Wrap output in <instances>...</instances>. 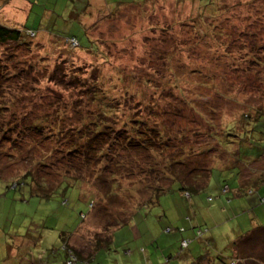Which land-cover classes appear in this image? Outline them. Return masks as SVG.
Returning a JSON list of instances; mask_svg holds the SVG:
<instances>
[{"label": "rangeland", "instance_id": "1", "mask_svg": "<svg viewBox=\"0 0 264 264\" xmlns=\"http://www.w3.org/2000/svg\"><path fill=\"white\" fill-rule=\"evenodd\" d=\"M113 1L117 0H108L110 8H105L102 3V8L93 10L95 15L86 22V25L92 21L95 23V26H91L89 37L97 51L82 52L80 47L67 46L63 40L65 38L54 34L42 40H31L28 44L15 41L0 43V68L12 77L7 80L0 76V80H4L0 87V94H3L0 97V175L5 181L18 178L27 170L34 171L38 181L43 177L45 188H54L55 182L60 181L65 163L55 162L53 165L52 162L66 154L64 146L68 142L67 138L73 134L75 128L72 127L82 125L85 112L98 109L91 103L89 90L86 87L83 90L80 85L81 82H85V85L91 82L90 70L93 69L99 75L105 103L114 102L113 112L106 117L108 124L120 132L124 130L123 124L132 126L131 119L143 111L139 101H157L156 108L150 111L153 120L159 128L165 129L166 135L177 134L179 128L186 127L189 131L187 137L192 140L190 146L196 141H210L208 133L220 132L221 125L235 120L250 107L257 109L264 106V83L261 81L264 68H257V50L251 52L253 54L246 53L249 47L256 48L263 42L260 36L257 40V18L260 21L264 18V0H213L216 10L210 16L218 19L217 25L222 19H229L225 21L229 28L223 29L227 34L232 31L229 39L219 37L220 28L209 26L213 22L209 21V15L198 14L195 0H149L144 6H114ZM201 1L204 3L209 0ZM73 19H58L48 26L49 31L62 36L74 34L79 36L80 43L87 44L82 40L81 24ZM204 27L210 35L202 31ZM76 69L87 71L79 74ZM51 75L60 77L50 80ZM175 84V88L180 90L174 88ZM125 93L130 95L126 96ZM116 100L121 102L118 107L116 105L119 102ZM206 106H212L213 110L210 111ZM60 109L63 117L57 127L59 130L69 127L61 136L56 130H51L48 139L37 144L38 148L31 145L30 142L34 143L31 139L19 138L23 130L17 129L15 133V130H8L4 126L5 121H10V125L15 118L19 119L20 124L26 125L30 116H42L46 112L52 113L49 115L51 118ZM23 115L25 119H21ZM205 118L211 120L215 127L205 125ZM53 132L55 136H51ZM37 139L40 141L41 136ZM103 150L106 151V148ZM212 150L213 155L200 154L201 166L209 165L215 156L218 158L212 164L219 166L220 161L224 162L229 157L221 149L213 147ZM170 154L176 156L177 152L173 149ZM188 154L190 157L193 155ZM100 158L99 164L93 166L91 163L90 168L84 169L87 175L83 186L85 195L89 197L93 193L94 197L91 207L80 198L81 191L76 187L68 190L60 187L46 196L32 192L25 183L15 189L6 188V182L0 178V253H4L6 246L20 244L36 251L51 249L53 252L49 253L47 264H63L61 232L81 224L76 231L75 246L86 250L93 246L95 238L101 236L107 227V231H110L111 225H116L124 217L127 220L137 205L149 196L151 186L156 182V174L131 172L136 166L140 169L150 166L146 164L153 163L156 157L151 158L144 150L134 154L130 149L125 152L121 150L120 154L114 156L120 164L116 174L120 191L108 207L98 199L100 195L105 198L104 192L97 187L100 184L91 185L98 170L105 166L102 163L107 160L105 157ZM249 160L239 163L244 178L251 176L259 167L257 159ZM45 161L49 164L44 165ZM40 162L41 165H38ZM212 173L207 187L201 192L191 196L178 191L161 194L157 203L140 208L134 214V221L140 226H148L149 232L155 235L163 233L164 238L172 236V242L177 247L180 242L174 239L175 229L168 232L166 226L181 227L180 224H185V231H191L184 217L186 214L190 218L197 216L201 225H196L194 229L200 232V228L206 234L210 226L205 212L208 216L212 214L217 189L222 182L225 180L233 186L236 176L235 173L215 167ZM143 181L149 182V189L142 190ZM208 195L213 197L212 202L206 200ZM62 197H65L64 203ZM119 200L123 201L120 203ZM81 214H86V217L81 219ZM128 230L129 226L113 230L115 242L112 247L117 250L115 254L120 259L116 264H127L124 261L126 255L123 254V243L131 239ZM144 247L147 248L142 244ZM222 249L227 255V249ZM104 254L99 253L98 260L93 264H107L106 260H102Z\"/></svg>", "mask_w": 264, "mask_h": 264}, {"label": "trees", "instance_id": "2", "mask_svg": "<svg viewBox=\"0 0 264 264\" xmlns=\"http://www.w3.org/2000/svg\"><path fill=\"white\" fill-rule=\"evenodd\" d=\"M118 3L117 5H139V6H144L147 5L149 0H117ZM195 8L198 11V14L204 15H211L212 11L216 10L215 4L213 0H209L208 2L202 3L201 0H195ZM215 1V0H214ZM218 14V13H217ZM216 14V15H217ZM200 15V16H201ZM215 15V16H216ZM220 15V14H219ZM211 18L209 21H213L209 26L211 28H214V26L220 28L219 31V37H226L229 39L232 31H229L227 34L224 32V28H229L228 24H226V20H221L222 22L217 25V18L214 16H210ZM261 17V16H260ZM221 18V17H219ZM259 22L257 23V40H259V36L261 37L260 39L263 40V42L258 45L256 48L254 47H249L248 51L246 52L247 54L254 52L257 50V68L261 69L264 68V51L259 50V49H264V18L262 21H260L259 18H257ZM262 22V23H261ZM261 23V25H259ZM95 26V23L92 22L91 24L87 25L86 31L82 30L81 34L83 35L80 37L83 41L87 42L80 43V39L74 35L70 34L67 36H74L77 38V41L79 43L78 47L81 48V50L84 51H97V47L89 37V32L91 30V26ZM213 30V29H212ZM206 35L208 34L206 27L202 30ZM29 33H33L32 35H29ZM59 37L65 38L63 39L65 41V44L68 46V43L66 41L67 36H62L59 34H55ZM35 32L31 30H23L20 28H15V27H9L7 25H4L0 23V43H8L10 41H15L19 42L21 44H28L31 42V40H38L34 38ZM85 39V40H84ZM28 42V43H27ZM258 42V41H257ZM74 49V48H73ZM76 49V48H75ZM261 53V54H260ZM253 54V53H251ZM1 64V62H0ZM92 69V68H91ZM78 70L79 74L84 73L87 71V69H84V71ZM83 70V69H82ZM74 72V71H73ZM96 71L90 70V75L91 77V82L85 85V82H81V87L83 86V90L85 87L89 90L90 92V98H91V103H94L96 105V108L98 109H92L93 111L89 110L90 112H85V115L83 116L84 122H82V125H77L72 128H75L72 130L73 134L69 135L67 138V144L64 146V149L66 151V154L62 155V157L59 160H54V163L56 162L57 164H62L65 163L64 167L61 169L62 172L60 173V181L55 182L56 184L54 185V188H46L43 186L45 185L44 182L42 181V178L38 181L36 179V175L33 174L34 171H25L24 173L21 174V176H18V178H13L12 180L7 179L5 181V178L0 175V178L6 182L5 186L6 188H18L22 184H27L30 187V190L32 189V192L35 193H40L46 196H49V193H52L55 189L57 190L58 188L62 187L64 190L71 189L73 187H76L78 190L81 191L80 193V198H83V200L87 201L88 205L91 207L93 204V193L90 194L89 197L85 195V190H84V178L87 176L84 173V169L90 168L91 163L93 166H96L99 164L102 160L100 157H105L107 158L106 162L102 163L103 169H99L97 173V177L92 179L91 185L94 184H100L97 185V187H100V191L104 192L105 198H103L101 195L100 196L97 194L98 199L101 200L100 202L104 203L105 206L108 207L109 204L112 203V200H116V198L119 196V191L120 188L118 187V181L116 179V174L119 172V167L120 164L116 161V158L114 156L120 154L121 150L129 151L132 150V153L136 154L141 151H146L151 158L156 157V160H153V163H148L144 169H140V167H135L134 171L131 172V174H139V172H145L148 174H151L152 176L156 174V182L152 184L151 190L149 191V196L144 199L143 202L139 203L135 210L131 212L129 217L126 218L124 217L123 220L116 222V225H111L113 226L110 231L104 230V232L101 233V236H97L93 243V246L90 248L86 249V257L85 255H81L79 253V248H77L75 245L70 243V235L78 229L80 225H77L73 227L71 230H66L64 232H61V238H62V243L60 245V249L64 252V261L63 264H79V262H82V259H89L93 253H96L97 251L101 249H109L111 248L112 244V234L113 230L116 228L123 226L127 224V222L134 216L135 213L139 211L140 208L157 203L158 202V197L161 194H164L166 192H172V191H178L179 193L186 194L187 196H191V194H196L204 190L207 185L208 181L210 179V175L212 176V169L215 167L216 169L224 170V171H230L231 173H235V179L234 183L235 185L231 186L229 183H227L225 180L222 182L221 186L219 189H217L216 197L219 199L221 196H224V200L229 198L228 194L232 190L237 191V192H232L231 194L234 196H241L244 194H248L252 192V186H249L250 183L248 181L250 178H244L242 177L241 173V167L239 166V163H246L250 161L249 159H258L260 155H264V106L263 107H257L256 108H249L247 111L241 112L239 117H237L235 120L228 121L224 125H221V131L218 132H210L208 133L211 137L210 141L203 140V141H194L190 146V142L192 140H189L187 135H189V131H187L186 127H181L179 128V131L177 134H168L165 132L164 128H159V125L156 121L153 120L152 114L150 111H153L156 108L157 101H154L151 99V101H147L144 103V101H139L141 104L143 111L141 113H137V117L132 120L133 125L128 127L123 124V132H120L118 129H113L109 124L108 120L106 119L108 113L113 112V106L114 102L109 101V103H105V100L102 98L103 97V88L99 85V75L98 73H95ZM93 74V75H92ZM264 75V74H263ZM0 76L6 77L7 80L9 78H12L9 74H6L5 72L2 71L0 68ZM96 76V77H95ZM60 76L55 77L50 76V80H54V78H59ZM64 77V76H63ZM162 78V77H160ZM74 80V78H70V80ZM264 78L261 79V81L264 83ZM147 81H150L149 79H146ZM160 80V79H159ZM4 80H0V87L2 86V82ZM160 82V81H159ZM177 86L175 84L174 88ZM156 87V86H155ZM177 90H180V88H175ZM133 94V93H132ZM3 94H0V97ZM126 96H129L130 94H126ZM137 94H135L136 96ZM161 96V95H157ZM233 99V98H231ZM118 100V99H117ZM116 100V101H117ZM156 100L160 101L159 99L156 98ZM119 102V101H117ZM121 105V102L116 105L117 107ZM209 108V110H213L211 108L212 106H206ZM153 109V110H152ZM56 111V110H55ZM55 111L53 113H55ZM29 114V113H28ZM50 114L46 112L42 116L35 115V116H30V119L26 125H23L22 123L20 124L19 119L15 118L12 122V124L9 125V122H4V126L8 128V130L12 129L15 130V133L18 129V131H22L21 136L19 137L20 139H31L33 142H30L31 145H36V148L39 146L37 144H40L43 139L45 138L48 139L51 130L54 129L56 130V133L59 134V136L63 135V131L69 127H63L60 128L58 126L59 120L63 117V114L61 113V109L51 116ZM202 114V113H199ZM21 119H25L24 115L22 116ZM205 125L209 127H215L211 120L209 121L208 119L205 118ZM222 121V119L220 120ZM182 125H179L180 127ZM115 127V126H114ZM2 130V128L0 127ZM159 130V131H158ZM24 132L26 133L23 134ZM163 132V133H162ZM7 132L5 131L4 134ZM14 133V131H13ZM12 133V134H13ZM19 133V132H17ZM243 133V135H242ZM255 134V135H253ZM251 135V136H250ZM41 136V140L38 141L37 137ZM51 136H55V132L52 133ZM231 148V146H233ZM213 147H216L217 150L221 149L222 152L224 151L230 159L226 158L224 162H219V166H213V161H216L218 156H213L214 158L211 159L212 161L210 162L209 165H200V154H207L211 153L213 155ZM219 147V148H218ZM103 148H106V151L103 150ZM173 149L176 150L177 154L179 156H172L170 154V151ZM151 150V151H150ZM62 151V150H61ZM221 152V153H222ZM106 153L105 156L102 154ZM109 153V154H108ZM169 153V156L167 154ZM193 154L191 157L189 154ZM132 158V157H131ZM228 159V160H227ZM136 160V159H135ZM112 161V162H111ZM37 162V161H36ZM81 163H88L86 165H81ZM112 163L114 164V167L112 169ZM49 163L45 161L44 165H48ZM96 164V165H94ZM41 165V162L38 164ZM112 165V166H111ZM33 166H36V164H33ZM109 170V171H107ZM156 171V172H155ZM129 174V172H128ZM143 174V173H141ZM255 174V173H254ZM253 178L255 177L252 175ZM251 177V176H250ZM252 178L253 182L251 185L254 184L257 185V181H255ZM257 178V177H255ZM260 179V178H259ZM9 180V181H8ZM145 180V179H144ZM261 181V179H260ZM144 186L142 190H147V188H150V185L148 186L149 182H144ZM95 187V186H94ZM41 189V190H39ZM230 194V197H231ZM87 197V199H86ZM63 198V197H62ZM216 199V200H217ZM262 199H264V196H259L258 201L261 205L264 206V203L262 202ZM65 197L61 200L62 203H64ZM206 200L209 202L213 201L212 196H207ZM120 203L123 200H119ZM216 203V201H215ZM86 217V214H81L80 217ZM186 220L189 221L190 217L189 215L185 216ZM185 226L181 225V227L177 225L171 226H166L168 232H171L172 229H175L176 232L178 233H183L185 231L184 229ZM196 227V225L194 226ZM194 227L193 233L197 237H200L203 235V231L199 228L200 232H197ZM190 238L186 237H181L179 239V246L178 248L184 249L185 247L188 246ZM186 240V244L183 245L182 241ZM238 242V239L233 241L231 243L232 246H236ZM143 248H140V251ZM51 249L48 250H42L43 252L45 251H50ZM81 256V257H80ZM73 257L72 263H68V261ZM170 258L166 257V260ZM207 254H199L195 257L193 261H191V264H203V262L207 259ZM230 261V260H229ZM228 261V263H229ZM43 263V262H42ZM227 263V264H228ZM234 262H231L232 264ZM45 264V263H44ZM145 264H151L149 261H146Z\"/></svg>", "mask_w": 264, "mask_h": 264}, {"label": "crops", "instance_id": "3", "mask_svg": "<svg viewBox=\"0 0 264 264\" xmlns=\"http://www.w3.org/2000/svg\"><path fill=\"white\" fill-rule=\"evenodd\" d=\"M52 1H54L53 4ZM113 2L114 6L118 3V1ZM102 3L105 8L111 7L108 0H0V23L9 27L34 31V38L42 40L53 34L52 31H49L48 26L58 19L74 18L73 20L81 24V30L86 31L87 20L95 15V10L102 8ZM257 162H259V167L255 171L256 173L254 172L256 174L254 176L257 178H253L254 173L251 177H246L250 178L248 183H250L249 186H252L250 187L252 188L251 193L232 197L231 193L237 192L234 189L228 194L229 198L224 200V196H221L216 200L211 215L208 216V213L205 212L210 226L206 234L200 237L194 235L192 228L195 225H201L197 216H192L188 221L191 231L174 233L175 240H179L181 237L190 238L188 246L184 249L180 250L173 244L172 236L164 238L163 233L155 235L154 232H149L148 226L147 228L145 225L140 226L134 221L133 216L127 224L123 225L129 226L128 234H131V239L123 243V254L126 255L124 261L127 264H145L146 261L151 264H191L197 255L204 253L208 258L203 264H227L229 260L228 264L231 262H234L232 264H264V206L258 201L259 196H264V155H260ZM252 178L257 181V185L254 186ZM252 183L254 184L251 185ZM216 216L220 218L218 219ZM76 231L77 229L69 239L73 245L77 244L75 241ZM112 239L111 248L101 249L93 253L89 259H82L80 256L81 264H93L98 260L99 253L103 252H105L103 262L106 260L107 264H116L120 259L115 254L117 250L112 247L115 242V233L112 234ZM237 239L236 246H232L231 243ZM142 244L147 248L144 247L143 251H140ZM202 244L210 249L204 248ZM79 246L83 247L82 244ZM222 248L227 249V255ZM50 252L52 253L53 250L36 251V249L33 250L22 244L15 247L6 246L4 253H0V264H44V262L47 264L46 259ZM85 252L86 250L79 248V253L86 257ZM169 256L170 258L166 260V257ZM221 259H224L222 263Z\"/></svg>", "mask_w": 264, "mask_h": 264}, {"label": "built area", "instance_id": "4", "mask_svg": "<svg viewBox=\"0 0 264 264\" xmlns=\"http://www.w3.org/2000/svg\"><path fill=\"white\" fill-rule=\"evenodd\" d=\"M32 34H33V33L31 32V35H32ZM67 41H68V43H69L71 46H77V45H78V41H77V39H76L75 37H69V38H67ZM262 202L264 203V199H262ZM182 244L185 245V244H186V240H183V241H182ZM72 259H74V258L71 257V259L68 261V263H72V262H71Z\"/></svg>", "mask_w": 264, "mask_h": 264}, {"label": "clouds", "instance_id": "5", "mask_svg": "<svg viewBox=\"0 0 264 264\" xmlns=\"http://www.w3.org/2000/svg\"><path fill=\"white\" fill-rule=\"evenodd\" d=\"M69 37H74V36H67V38H69ZM67 38H66V41H67ZM76 38V37H75ZM77 39V38H76ZM67 43H68V41H67ZM68 45H70L69 43H68ZM78 45H79V43H78ZM77 45V46H78ZM71 46V45H70ZM71 47H76V46H71Z\"/></svg>", "mask_w": 264, "mask_h": 264}]
</instances>
